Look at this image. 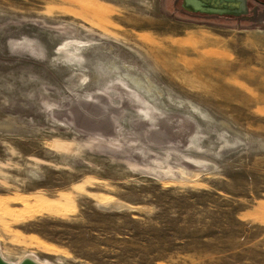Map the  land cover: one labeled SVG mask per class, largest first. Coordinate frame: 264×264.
I'll use <instances>...</instances> for the list:
<instances>
[{"label": "rangeland", "instance_id": "rangeland-1", "mask_svg": "<svg viewBox=\"0 0 264 264\" xmlns=\"http://www.w3.org/2000/svg\"><path fill=\"white\" fill-rule=\"evenodd\" d=\"M0 0V255L264 264V0Z\"/></svg>", "mask_w": 264, "mask_h": 264}, {"label": "water", "instance_id": "water-1", "mask_svg": "<svg viewBox=\"0 0 264 264\" xmlns=\"http://www.w3.org/2000/svg\"><path fill=\"white\" fill-rule=\"evenodd\" d=\"M185 10L208 15L244 17L248 14L247 0H183ZM0 264H13L0 255ZM16 264H45L26 257Z\"/></svg>", "mask_w": 264, "mask_h": 264}, {"label": "crops", "instance_id": "crops-1", "mask_svg": "<svg viewBox=\"0 0 264 264\" xmlns=\"http://www.w3.org/2000/svg\"><path fill=\"white\" fill-rule=\"evenodd\" d=\"M208 15V14H207ZM216 16H226V15H216ZM227 16H229V15H227ZM228 18H235V17H233V16H229Z\"/></svg>", "mask_w": 264, "mask_h": 264}, {"label": "flooded vegetation", "instance_id": "flooded-vegetation-1", "mask_svg": "<svg viewBox=\"0 0 264 264\" xmlns=\"http://www.w3.org/2000/svg\"><path fill=\"white\" fill-rule=\"evenodd\" d=\"M255 2H257V3H261V4H262V2H261L260 0H255Z\"/></svg>", "mask_w": 264, "mask_h": 264}]
</instances>
